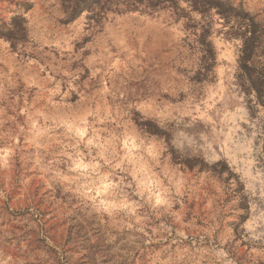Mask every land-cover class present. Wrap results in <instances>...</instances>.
I'll use <instances>...</instances> for the list:
<instances>
[{"label":"rangeland","instance_id":"374dc122","mask_svg":"<svg viewBox=\"0 0 264 264\" xmlns=\"http://www.w3.org/2000/svg\"><path fill=\"white\" fill-rule=\"evenodd\" d=\"M0 0V264H264V0Z\"/></svg>","mask_w":264,"mask_h":264},{"label":"trees","instance_id":"16d2710c","mask_svg":"<svg viewBox=\"0 0 264 264\" xmlns=\"http://www.w3.org/2000/svg\"><path fill=\"white\" fill-rule=\"evenodd\" d=\"M81 1L84 2L85 0H79V2L75 3L74 9H73V11H71L69 17L74 18L75 15L83 9L80 7Z\"/></svg>","mask_w":264,"mask_h":264}]
</instances>
